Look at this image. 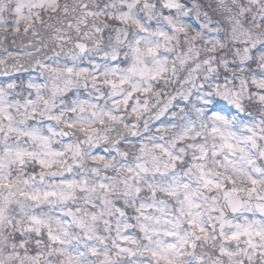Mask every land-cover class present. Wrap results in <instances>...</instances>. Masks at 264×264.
<instances>
[{
	"label": "snow or ice",
	"instance_id": "6c2138e0",
	"mask_svg": "<svg viewBox=\"0 0 264 264\" xmlns=\"http://www.w3.org/2000/svg\"><path fill=\"white\" fill-rule=\"evenodd\" d=\"M0 264H264V0H0Z\"/></svg>",
	"mask_w": 264,
	"mask_h": 264
}]
</instances>
